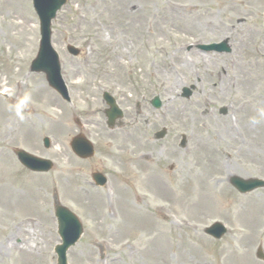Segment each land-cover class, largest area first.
<instances>
[{"label":"rangeland","instance_id":"374dc122","mask_svg":"<svg viewBox=\"0 0 264 264\" xmlns=\"http://www.w3.org/2000/svg\"><path fill=\"white\" fill-rule=\"evenodd\" d=\"M263 17L264 0H68L52 22L66 103L43 75L29 72L40 39L31 1L0 0V190L29 193L32 200L25 214H0V244L11 241L0 248V264H16L11 244L19 247L27 236L19 225L38 250L30 264H56V200L83 228L68 264H264L256 258L258 248L264 253V189L240 195L228 181L264 180ZM219 42L231 52L198 49ZM69 45L80 55H69ZM234 60L236 75L252 84L246 90L228 83ZM208 65L223 69L219 80L205 71ZM184 89L191 91L188 99ZM103 90L123 111L111 132ZM155 97L158 110L150 104ZM245 102L246 111L240 109ZM239 118L253 131L247 120L240 131ZM58 121L65 125L60 134L53 129ZM77 121L89 131H80ZM161 129L166 136L155 141ZM128 130L127 138L120 135ZM78 133L94 144L90 160L71 152ZM16 149L50 159L53 169L27 171ZM94 171L107 175L105 188L90 185ZM80 188L97 198L99 222L89 213L95 203ZM214 222L228 229L220 240L204 234Z\"/></svg>","mask_w":264,"mask_h":264},{"label":"water","instance_id":"95a60500","mask_svg":"<svg viewBox=\"0 0 264 264\" xmlns=\"http://www.w3.org/2000/svg\"><path fill=\"white\" fill-rule=\"evenodd\" d=\"M33 2L34 9L40 19V31L42 38L38 58L33 63L32 70L45 72L50 86L57 90L60 94H63V87L59 78L58 60L50 47V22L54 18L56 11L64 3V0H33ZM214 47L215 46H211L210 48ZM185 95L188 96L189 93L186 92ZM154 105L158 106V103L155 102ZM117 116H120V112H118L115 108L112 109L109 115L110 121H113V119ZM73 149L82 157H89L92 155V150L90 147L86 146L85 143H76L73 145ZM17 155L24 165L33 170L48 171L51 167V164L48 161L36 159L21 152L17 153ZM231 184L241 193L252 191L259 187H264L263 181H244L237 177L231 179ZM56 217L58 220L59 234L63 240V245L56 248V252L59 256L58 264H65V252L68 247L73 245L79 238L81 234V226L76 218L65 208L57 206ZM206 233L218 238L223 234V230L220 225H214L206 230Z\"/></svg>","mask_w":264,"mask_h":264},{"label":"bare ground","instance_id":"6f19581e","mask_svg":"<svg viewBox=\"0 0 264 264\" xmlns=\"http://www.w3.org/2000/svg\"><path fill=\"white\" fill-rule=\"evenodd\" d=\"M169 10H171V8H169ZM173 10L174 9H172V11ZM215 67L212 66V65H210V66L208 65V67H206L205 71L210 72V74L213 75V77H215V78H217L219 80L220 79V74H221L220 71H222V73L224 71H223V69L221 67H219V68H215ZM239 69H240V67H239L238 61L234 60L232 62V64H231V70L230 71L232 72V75L230 76V80H229L228 83L233 88L234 87H237V88L238 87H241V88H244V90H246L252 84H249V82L245 78H243L241 80V78H239L236 75V72ZM3 83H4L3 77H0V85H3L4 86ZM23 85L24 84L21 83L20 81L15 84V88H16L17 92L19 93V95L24 90ZM24 87H25V91H26V87L27 86H24ZM44 91L45 90H43V92ZM169 103H170V106L169 107H170L171 111H173L172 114H174V112H176L175 100L174 99H171L169 101ZM245 104H246V106L240 107V109H242V108L244 109L246 107L245 108V111L248 110V107H249L250 104L248 102H245L243 105H245ZM90 112L94 113L95 111L92 110ZM90 115H92V114H90ZM166 116H169V114H166ZM259 119L262 120L263 119V116L261 117V115H259ZM242 120L244 122H246L245 120H247V122H246L247 123L246 124V129L249 128L251 131H253V127L250 125L249 120L246 119V118H239V120H238V126L240 127L242 125ZM127 127L129 128L128 125H127ZM240 128L239 129L241 131L243 128L242 127H240ZM53 129L56 130L60 134L62 131H64L65 125L64 124H61L60 121H58V124ZM130 132L131 131L128 130L126 132H122L120 135L122 137H124V138H127L130 135ZM79 190L82 191V193H83V194H81L82 198H86L89 201H91L92 203H95L94 201L97 199L95 196H94V201H92V200H90V198L88 196L86 197L85 194H88V193L84 192L81 188ZM2 192H4V191L3 190H0V214H2L3 211L4 212L5 211H9V214H10V212L16 213V214L17 213H19V214H23L24 213L25 214L30 209L29 206H32L31 195H29V193H25V192L19 191V193L17 192V194H14V193L7 194V193H2ZM90 203H88V205H90ZM122 204L125 206L124 202H122ZM97 205H98V203L96 202L93 205V207L89 210V213H90V215H92V219L94 220V222H99L98 215H97L98 214L97 213V208H98ZM111 206H113V205H111ZM161 207L162 206H160L159 208H161ZM109 209L111 210V208H109ZM105 210L106 211L108 210V208L106 207V204H105ZM161 213H162V216H163L164 220H166L169 217L168 214L165 211H162ZM18 228H19V230L22 233L27 232V236H26L25 241H23V243L19 247H15L14 245L11 244V246L17 250L16 264H30V261H33L34 258H35L34 256H36L37 253H38L37 248H36V251H35V247L32 246V244H31L33 242L34 237H31L28 234L27 228H24L23 225H19ZM14 229L17 231V228H14ZM10 243H11L10 240H5V242H2L0 244L1 250H3L4 246H8V244H10Z\"/></svg>","mask_w":264,"mask_h":264}]
</instances>
